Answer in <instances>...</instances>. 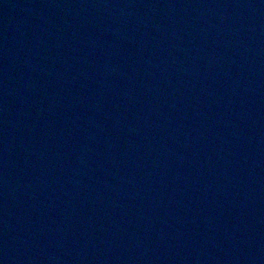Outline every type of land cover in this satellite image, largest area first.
I'll return each mask as SVG.
<instances>
[{"label": "water", "instance_id": "95a60500", "mask_svg": "<svg viewBox=\"0 0 264 264\" xmlns=\"http://www.w3.org/2000/svg\"><path fill=\"white\" fill-rule=\"evenodd\" d=\"M0 264H264V0H0Z\"/></svg>", "mask_w": 264, "mask_h": 264}]
</instances>
